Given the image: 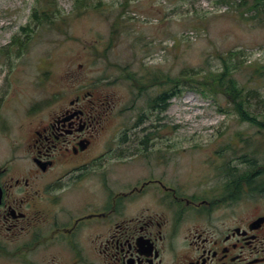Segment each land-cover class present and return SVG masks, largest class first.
Listing matches in <instances>:
<instances>
[{"label": "flooded vegetation", "instance_id": "1", "mask_svg": "<svg viewBox=\"0 0 264 264\" xmlns=\"http://www.w3.org/2000/svg\"><path fill=\"white\" fill-rule=\"evenodd\" d=\"M115 86H63L6 136L0 264H264L258 141L220 138L185 174L170 164L162 95L125 120ZM18 95L0 86V123Z\"/></svg>", "mask_w": 264, "mask_h": 264}, {"label": "rangeland", "instance_id": "2", "mask_svg": "<svg viewBox=\"0 0 264 264\" xmlns=\"http://www.w3.org/2000/svg\"><path fill=\"white\" fill-rule=\"evenodd\" d=\"M240 2L0 0V86L19 92L15 103H5L0 157L6 156L8 133L27 117L45 112L51 96L66 85H116L128 100H123L129 109L122 116L129 120L147 109L150 96L164 92L162 85L148 88L155 76L176 77L185 68L217 70L221 57L242 52L243 67L234 76L240 85L257 89L264 100V75L255 74L264 66V13L257 15ZM36 10L45 11L40 21L34 17ZM14 37L25 44H12ZM134 78L145 81L139 101L131 91V85L138 84ZM168 105L159 113L164 118L160 129L172 150L170 164H178L185 174L192 167L191 156L206 153L201 149L220 138L238 145L239 134L264 149V130L241 121L223 97L205 99L188 90ZM253 105L258 119H264V104L254 100Z\"/></svg>", "mask_w": 264, "mask_h": 264}, {"label": "trees", "instance_id": "3", "mask_svg": "<svg viewBox=\"0 0 264 264\" xmlns=\"http://www.w3.org/2000/svg\"><path fill=\"white\" fill-rule=\"evenodd\" d=\"M240 1V6H249V10L255 11L257 15L264 13V0ZM44 12V10L42 12L36 10L34 12L35 19L40 21L41 14H44ZM46 18H49V16L46 15ZM51 22L53 21L49 23ZM12 44L21 48L25 43H21L19 37H14ZM241 57L242 52H230L229 57H221L222 66L217 70H209L206 72L195 68H185L176 77L157 75L151 80L148 88H151L153 85H162L165 87L164 92L161 93L165 104V111L169 106L168 102L171 98L179 97L188 90L197 92L205 99L209 97L214 99L223 97L233 106L235 113L240 117L239 119L241 121H247L257 127L258 130H264V119L259 120L258 114L253 111L254 100H257L258 105H263L264 100L257 89L248 87L247 85H240L234 76V73L243 67L244 62ZM260 70H264V66L256 68L255 74L263 76L264 71L261 72ZM133 80L138 82L139 85L145 84L142 78H134ZM261 141L264 142V140ZM258 147L262 150L259 142Z\"/></svg>", "mask_w": 264, "mask_h": 264}]
</instances>
